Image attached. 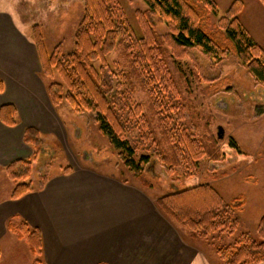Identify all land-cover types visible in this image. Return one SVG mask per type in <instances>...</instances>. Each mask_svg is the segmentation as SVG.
Masks as SVG:
<instances>
[{"label":"trees","instance_id":"obj_1","mask_svg":"<svg viewBox=\"0 0 264 264\" xmlns=\"http://www.w3.org/2000/svg\"><path fill=\"white\" fill-rule=\"evenodd\" d=\"M141 1L147 8L144 13H136L141 38L136 36L120 12L116 0H83V13L71 52L64 54L58 45L48 55L38 26L32 28V41L41 66V77L53 80L57 76L59 79L51 82L46 90L51 106L57 109L66 103L75 114L91 115L93 123L118 153L124 167L141 187L150 189L152 182L145 175L153 176L148 170L155 165L163 167L174 181H180L181 177L190 181L202 159L215 162L224 156L216 138L207 135L199 138L186 126L185 109L179 102L181 92L169 67L168 55L183 59L197 52L212 66L221 64L233 52L247 67L255 83L264 86V52L241 25L244 5L239 0L234 1L218 21L220 28L215 32L208 28L209 14L218 16L213 0ZM258 1L264 7V0ZM161 25L166 27V35L160 36L156 32ZM119 49L123 50L130 68L122 79L128 85L136 80L142 91L148 94L152 122L165 123V118L159 115L161 98L167 101L169 112L175 113L176 118L170 127L167 124L162 128L160 139L151 120L139 106L128 111L126 121L129 124L115 107L112 98L120 88V75L111 70L106 60ZM2 92L0 81V94ZM0 123L8 128L19 124V114L13 104L0 106ZM134 129L141 130V149L130 144L129 135ZM23 142L32 149L35 160L47 149L35 127L24 130ZM146 144L153 148L155 159L141 154L136 160L138 152L145 151ZM55 146L59 148L57 144ZM229 147L238 150L234 141ZM149 164L152 167H148ZM32 168L28 160H16L6 168L8 178L15 182L10 200L44 189L47 176H39L35 188L30 182ZM71 172L69 168L62 171L63 175ZM156 206L167 220L187 230L191 241H221L225 237L231 239L237 233L238 214L245 206V198L239 195L226 202L210 185L192 183L187 189L159 197ZM6 227L19 241L26 243L34 258L33 264H44L39 230L16 218L10 219ZM215 253L220 264L264 262V215L258 221L254 236L240 234L228 244L219 246Z\"/></svg>","mask_w":264,"mask_h":264},{"label":"rangeland","instance_id":"obj_2","mask_svg":"<svg viewBox=\"0 0 264 264\" xmlns=\"http://www.w3.org/2000/svg\"><path fill=\"white\" fill-rule=\"evenodd\" d=\"M116 1L136 36L141 38L136 13L146 12V6L141 0ZM213 1L217 6L218 16L209 14L208 28L215 32L220 28L218 21L236 0ZM239 1L244 5L240 16L241 25L264 52V7L258 0ZM82 13L83 0H0V59L8 69L24 70L26 80L8 95L18 97L23 102L35 101L36 110L41 111L37 112L33 120L41 126L42 139L47 149L32 162L30 180L35 188L39 176L44 174L48 177L58 172L63 174L64 169L69 168L72 171V168L76 167H87L136 182L133 174L121 163L118 153L101 135L91 115L75 114L66 103L54 109L46 93L48 85L59 79L57 76L53 80L41 77V66L32 41V28L38 26L48 55L58 45L66 54L73 49ZM156 32L163 36L167 34V29L161 25L157 27ZM106 62L114 73L120 75V88L112 99L122 119L128 122V111L139 106L142 113L151 120L153 114L150 111L148 94L145 90L142 91L136 80L128 85L126 80L122 79V76L130 71L123 50L119 49L110 55ZM168 63L181 92L179 102L185 109L186 126L197 137L207 135L212 136L214 140L217 127H222L224 138L216 143L224 156L215 162L202 159L190 181L183 177L180 181H174L163 167L155 165L148 170L153 176L145 175L153 186L147 190L155 197H163L197 183L210 185L226 202L239 195L244 196L245 206L238 214L239 229L231 239L225 237L221 241H196L210 261L220 264L216 249L228 244L240 234L248 233L254 236L258 221L264 215V86L255 83L247 67L242 65L233 52L219 65L211 66L197 52L183 59L168 55ZM95 67L99 69L100 65L95 64ZM29 68L35 69V83L29 80ZM1 99L0 97V101ZM160 100L163 103L159 115L165 118V123L162 121L158 125L151 120L159 139L162 128L167 127V124L170 127L176 118L175 113L169 112L165 98ZM45 108L49 113H45ZM23 126L25 125L22 119L20 129ZM1 127L10 130L3 125ZM15 129L11 131H17ZM129 141L132 147L140 146L141 149V130L134 129L129 135ZM231 141L237 145V152L230 150ZM55 144L59 148H56ZM152 149L146 144L145 151L138 152L136 160L141 154L154 158ZM150 166L152 167L149 164L148 167ZM219 177L221 178L217 180ZM14 184L6 171L0 170V201L9 199ZM183 231L188 236V231ZM2 239L0 264H33L34 258L25 242L19 241L10 233Z\"/></svg>","mask_w":264,"mask_h":264},{"label":"crops","instance_id":"obj_3","mask_svg":"<svg viewBox=\"0 0 264 264\" xmlns=\"http://www.w3.org/2000/svg\"><path fill=\"white\" fill-rule=\"evenodd\" d=\"M23 71L6 68L0 59V106L11 103L19 114V124L9 131L0 123V170L6 171L16 160H35L32 149L23 142L27 127H35L42 137L41 126L33 120L41 112L35 101L23 102L8 95L26 81ZM28 72L35 83V69ZM44 111L49 113L47 108ZM22 119L25 126L20 129ZM47 179L40 192L0 201V240L9 233L6 225L12 218L39 230L44 264L215 263L199 243L159 212V197L138 183L87 167Z\"/></svg>","mask_w":264,"mask_h":264},{"label":"water","instance_id":"obj_4","mask_svg":"<svg viewBox=\"0 0 264 264\" xmlns=\"http://www.w3.org/2000/svg\"><path fill=\"white\" fill-rule=\"evenodd\" d=\"M224 138V129L222 127H217L216 129V139L217 141H221Z\"/></svg>","mask_w":264,"mask_h":264}]
</instances>
